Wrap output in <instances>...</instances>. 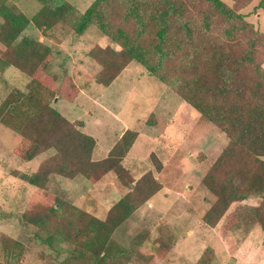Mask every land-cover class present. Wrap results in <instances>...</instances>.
Segmentation results:
<instances>
[{
  "label": "trees",
  "instance_id": "obj_1",
  "mask_svg": "<svg viewBox=\"0 0 264 264\" xmlns=\"http://www.w3.org/2000/svg\"><path fill=\"white\" fill-rule=\"evenodd\" d=\"M36 1L40 9L28 16L0 0V72L14 67L29 79L24 91L13 89L1 103L0 123L21 138L16 150L24 162L49 150L53 154L37 173L14 176L43 189L51 176H82L96 184L112 173L128 190L106 220L59 197L31 196L25 219L37 228L34 237L54 250L62 243L71 246L59 264H122L119 258L129 252L112 234L162 184L151 172L134 180L124 165L136 130L127 129L105 159L93 160L96 141L80 129L83 122L70 121L52 106L56 98L73 102L79 89L73 81L57 84L48 71L53 50L25 35L30 24L46 37L60 25L76 36L97 28L120 47H105L106 56L99 52L105 48L90 49L89 57L102 67L98 84L109 86L127 65L137 63L220 129L229 142L202 180L215 197L203 221L214 228L232 204L255 198L258 204L238 220L264 232V35L240 12L254 0H230L232 6L221 0H95L84 12L67 0ZM263 7L260 0L258 8ZM150 159L160 172L159 158L151 153ZM1 240L0 264L16 263L24 245L3 234ZM212 260L209 251L195 264Z\"/></svg>",
  "mask_w": 264,
  "mask_h": 264
},
{
  "label": "rangeland",
  "instance_id": "obj_2",
  "mask_svg": "<svg viewBox=\"0 0 264 264\" xmlns=\"http://www.w3.org/2000/svg\"><path fill=\"white\" fill-rule=\"evenodd\" d=\"M69 1L85 11L94 0ZM221 1L233 5L230 0ZM6 4L28 16L34 15L41 7L36 0H6ZM259 4L260 0H254L240 12L264 35V7L258 8ZM25 35L33 37L32 30H25ZM67 36L81 39L62 25L54 28L51 34L55 43L59 44ZM87 36L91 39L88 45L109 42L111 46L107 48H119L95 27H90L83 38L87 40ZM107 48L98 50L100 54H105ZM52 50L54 59L48 71L59 79L57 84L74 82L64 66L54 68L57 51ZM97 65L96 73L102 68L99 63ZM87 77L90 79L88 82L94 80L89 75ZM28 81V77L14 67L0 72V105L13 89L24 91ZM116 82L110 89L113 95L108 96L113 104L105 101L112 117L99 109L97 104L89 107V113L103 120L102 129L113 131V142L119 135L117 124L120 123L116 120L139 132L124 164L134 180L151 172L162 184L159 192L114 230L112 239L129 252L119 261L122 264H195L205 252L212 251L211 264H264V232L257 224L238 220L242 212L254 205L252 201L232 204L214 228L203 221L215 197L206 190L202 180L227 146L228 137L177 94L148 76L137 63H132L128 73ZM57 100L60 99L56 98L52 106L70 117L66 108L73 105L64 100L57 103ZM93 126V122L88 123V127ZM20 139L14 131L0 123V234L24 245L23 253L20 257L15 256L18 260L14 259V264H59L71 246L62 243L59 246L63 251L58 247L54 250L34 237L37 228L27 224L25 219V215L29 214L26 208L31 196L44 193L51 198L59 197L100 220H106L110 209L128 190L112 173L98 184H92L82 176L73 179L51 176L43 189L31 186L14 174L37 173L53 151L24 162L16 150ZM151 153L163 164L160 172L152 164ZM232 231L245 236V241L239 245L231 244L227 234ZM0 245H3L2 240ZM2 250L3 246H0V262L4 257Z\"/></svg>",
  "mask_w": 264,
  "mask_h": 264
},
{
  "label": "crops",
  "instance_id": "obj_3",
  "mask_svg": "<svg viewBox=\"0 0 264 264\" xmlns=\"http://www.w3.org/2000/svg\"><path fill=\"white\" fill-rule=\"evenodd\" d=\"M71 4L74 7H76L73 3ZM78 10L81 12H84L80 9ZM28 29L29 30L31 29L33 32V37L32 36L30 37L34 38L38 42H41V43H44L50 46L52 49L57 51L55 52L56 57H55V61L53 62L55 64L54 68L59 69L58 67L64 66L63 69L67 71L68 75H71L74 78V82L79 89V93L77 97L75 98V100L73 102H68V103H71L73 106L66 108L67 110L66 112L70 115V117H68L63 111H60V113H62L72 122H76V121L83 122V126L80 129L84 133L92 136L96 141V144H95V147L92 153L93 160L99 161V160L105 159L108 156L110 150L115 145V143L120 139L123 133L128 129V126L125 125L122 121L116 120L118 123H120V125L117 124V127L119 129V135L116 137V140L113 142L112 141L113 131L109 129H102L101 124L103 120L97 116H94L95 114L89 113L90 111L89 107L97 104V107L99 109L103 110L104 112H107L111 116L110 110L107 109V105L105 101L113 104V100H111L110 98L108 99V96H111V94L113 95L112 90L110 89H112L113 85L117 83L116 81H118L119 79L123 77V75H126L128 73L132 63L127 65L122 71V73L109 86L105 87L96 82V75L99 73L98 72L99 69L96 73V67L99 68V66L94 60H92L89 57L88 53L90 49H92L95 46H99L101 48H105L108 45L111 46V44H108L109 42H106V44L103 43V44L88 45L87 43L91 40L90 37L87 36L88 38L87 40L83 38L84 34L87 32L86 31L83 35L79 36V38H81L80 40H75V38H73L72 36L70 37L67 36L65 39H63L64 41L57 40V42L63 41L61 44H59V43H55L52 37L44 36L42 31L35 28L32 24H30L27 27L26 31ZM119 49L120 47L119 48L114 47L115 51H118ZM134 71H137V69H135ZM88 75L92 80L94 78V80L88 82L87 80H90L87 77ZM106 94H109V95H106ZM61 101L63 100H57V103H60ZM121 107L123 106L121 105ZM90 122H93L94 124L93 127H88V123ZM139 135L140 133L138 132V136L136 140L138 139ZM101 181H99L98 183H100ZM249 201H252L254 203L253 206H256L259 202L258 199L250 198L245 201L236 202V203H247ZM227 238L231 244H235V245H239L241 242L245 241V236H240L235 231H232L231 233L227 234Z\"/></svg>",
  "mask_w": 264,
  "mask_h": 264
}]
</instances>
